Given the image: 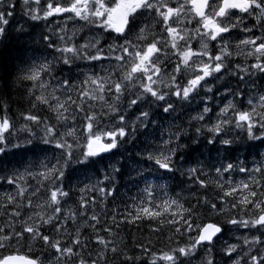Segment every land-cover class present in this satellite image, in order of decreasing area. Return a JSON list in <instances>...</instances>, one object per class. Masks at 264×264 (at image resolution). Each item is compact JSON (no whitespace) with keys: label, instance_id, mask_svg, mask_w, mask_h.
Listing matches in <instances>:
<instances>
[{"label":"snow or ice","instance_id":"1","mask_svg":"<svg viewBox=\"0 0 264 264\" xmlns=\"http://www.w3.org/2000/svg\"><path fill=\"white\" fill-rule=\"evenodd\" d=\"M16 3L0 0V82L5 89L14 82H27L31 108L43 106L55 123L29 111L21 113L24 123L17 127L5 105L0 117V158L31 151L43 154L44 159L35 170L30 164L10 174L7 168H0L4 173L0 183L15 189L0 196V216L7 217L0 227V249L25 242L31 249L42 241L51 250L47 264H110L117 256L124 264H142L145 258L147 264H193L204 249L199 264H216L214 246L227 225L237 232L247 230L251 236L240 233L238 243L222 249L225 264H264V153L259 152L264 147V0H46L43 6L42 0H21L26 19L18 27L11 24ZM53 18L64 23L52 25ZM246 18L255 23L250 27ZM69 21L74 25L71 30ZM40 22L46 31L37 36ZM76 22H81L79 27ZM85 26L101 33L80 37ZM10 27L17 34L20 54L5 60L3 54L13 40ZM257 29L261 35H256ZM237 30L252 35L241 38ZM103 33L113 41L107 48L101 45ZM194 39L199 48L193 46ZM234 57H243L245 64L237 63L235 71H229ZM167 63L173 64L171 72L165 68ZM83 67L90 71L73 77V69ZM58 70L67 74L58 76ZM257 74L261 84L245 99L240 84L247 87L248 78ZM225 75L238 77L237 87L222 85V106L215 119L206 101L203 110L191 117L189 125L192 121L198 124L195 136L181 123L169 122L177 119V102L190 104L201 90L215 95L213 82L223 81ZM251 83L256 85L255 80ZM134 112L139 114L132 119ZM139 135L145 136L143 149L136 152L140 160L132 159L130 153L128 161L136 167L126 172L125 164L114 163L113 157L122 156V148L127 152L125 145ZM201 137L209 154L215 150L219 157L217 163H211L209 156L207 172L203 160L197 167L178 163L179 157L186 160L188 152L197 151ZM241 144L249 155L256 150L257 160L251 168L239 157H235L238 163L232 162ZM237 170L248 178L235 182L232 173ZM76 171L89 181L92 173L96 181L79 188L78 204L66 209L71 191L65 185L70 186L71 173ZM177 173L203 189L214 183L222 193L220 205L205 196L202 204L197 198L189 207L169 196L167 181L174 180ZM125 175L135 186L143 184L145 195L135 198L140 203L117 226L147 219L160 225L151 229L158 232L167 225L172 231L168 239L175 240V247L153 251L148 244H140L139 254L129 255L115 240L100 235V231L113 233L111 226L100 227L97 205L106 208L109 197L116 199L118 180ZM201 175L210 179L202 180ZM29 178L37 181L35 187ZM157 189L167 198L155 202ZM221 205H228L227 219L200 221L198 209L224 216ZM24 209L28 210L26 216ZM117 215L112 216L113 221ZM87 228L92 229L93 237L84 236ZM176 237H186L188 243L181 244ZM0 264L45 261L9 254L0 257Z\"/></svg>","mask_w":264,"mask_h":264},{"label":"trees","instance_id":"2","mask_svg":"<svg viewBox=\"0 0 264 264\" xmlns=\"http://www.w3.org/2000/svg\"><path fill=\"white\" fill-rule=\"evenodd\" d=\"M17 10V17L20 19L19 21H11L12 26H16L18 27L19 24L24 22V16L21 10V6H18V8H16ZM28 23H31V21H29ZM46 31L44 25L39 26V28L36 30V35L38 36L40 31ZM10 33L12 34V46L4 52V59L5 60H9L10 58L15 57L16 55H19L20 52L18 50V44L16 42V33L12 31V28H9ZM83 42V41H82ZM23 43V42H21ZM0 48H3V43H1ZM83 63V62H81ZM63 67V66H62ZM81 69H76L74 68L72 71V75L73 77H76L77 75H79V71ZM67 73H60L59 70L57 72L58 76H62V75H66ZM218 83L222 86L223 84H230L231 87H236L237 83L230 75H226L223 79V81H218ZM235 85V86H234ZM27 90H28V83L27 82H19V83H12L7 89L4 88L3 83L0 82V117H2L5 112H4V108L5 105L7 106V115L8 117L16 124L17 127H19V125L21 123H24V121L22 120L21 117V113H27L29 111H32L33 114H36L38 116H40L41 118H51L52 122L55 123V119L52 116V114L50 112L47 111L46 108H44L43 106H40L36 109H32L31 108V104L28 98V94H27ZM212 93H207L204 94V97H207L209 95H211ZM222 95L221 93L215 92V95L212 94L211 98H208V102H213L215 103V108L213 109V112L211 113V115H215V111L217 112L219 110V107L222 106L221 104V100H222ZM199 102V99L194 101ZM197 110L196 107H193L191 110L187 111L184 113V115L182 114H178L177 112L174 113V116L177 117L176 120H171L169 122L171 123H181L183 125L184 128L188 129L189 134L192 136L196 135V126H198L196 121H192V125H189V120L191 119L192 116L195 115V111ZM138 112H134L131 114V118L135 119V115H138ZM162 114V113H161ZM78 124H82L83 121L82 120H77ZM164 123V126L167 127L168 126V122H162ZM39 129H37V132L39 134ZM233 137H235V134H232ZM158 139V136H157ZM13 142H15V140H13ZM239 142V141H237ZM145 143V136L144 135H139L137 137V140L134 141L133 143H130L128 145H125V147L128 149L127 152L124 151V149L122 148L120 151L122 153L121 155H117L115 157H113V162L115 163L116 161H121L125 164V171L127 172L129 170V168H135L136 165L131 164L128 161V157L129 154L131 153V157L134 160H140V157L136 155V152L138 150H142L143 149V145ZM206 144V140H204L203 137H201V144L199 146H195L197 147V151H193V152H188L187 153V159L185 160L184 157H179L178 158V163H184L185 164V168L187 167H197L198 166V161H205V168L204 170L207 172L209 171L208 168V163H209V156H211V163H217L219 160V157L217 155V152L215 150H212L211 153L209 154V151L207 148L204 147V145ZM235 146V145H234ZM217 147H220L219 145H217ZM241 150L239 152H235L233 153V163H238L239 161H244L249 168H251L254 164V162L257 160V156H256V150H253V154L249 155L247 149L245 148L244 144H241ZM262 151H264V147L259 148V152L262 153ZM224 154L220 153V156L222 157ZM48 157L49 159H51V153H48ZM235 157H239V161L235 159ZM245 157H247L246 161H245ZM3 161V164L0 165V168H7L9 170V174L11 173L12 170H14L17 167H20L21 169L23 168L24 165L30 164L32 165L33 168L37 169L39 168V163L40 160L44 159V155L41 153H36V155H33V152H28L23 156L20 155H8L5 156L3 158H0ZM52 162H55L54 160ZM107 161L104 162V166H107ZM147 163V162H144ZM34 169V170H35ZM0 175H3L4 173L2 171H0ZM133 175H135V172L132 173ZM91 177V180L89 181V179H87L84 175H82L80 172L76 171V172H72L71 173V181H70V186L68 184V182H66L65 188L66 190H70L71 191V196L70 199L68 200V202L64 205V207L67 209L69 206L78 204L79 201V196H80V192H79V188L84 187V185L86 183H95L96 181V176L92 173L88 174ZM227 175V174H226ZM103 176V168H101L100 170V177L102 178ZM211 176L214 177L215 176V172L212 171L211 172ZM232 177L234 179L235 182H240L243 179H247V175L240 173L238 170L232 173ZM200 179L202 180H206L208 181L210 179L209 176L207 175H201ZM29 184H31L33 187H35L37 185V181L33 180L31 178H29L28 180ZM5 183V185H4ZM4 183H0V191L2 186H8L6 184V182ZM168 185H169V193L168 195L171 196L172 198H177L180 199L185 206H191L193 204H196L197 202V198L200 199L201 204L203 203V199L206 196L208 198L209 201H215L218 205H220V196H222V193L219 191V189L216 187V185L214 183H210L209 187L207 189H203L200 187V185L198 183H194L192 181H188L187 176H180L179 173H177L176 177L174 180H169L167 181ZM144 185L140 184L138 187L135 186L134 182L130 181L128 179V176H122L119 178L118 180V195L116 197L115 200L112 199V197L108 198V202L107 205H110L112 207L113 210L111 213V216L108 217V219H112V216L115 213H118V215L116 216V221L112 223L114 224V226L112 227V233L113 234H109L107 233H103V231H100V233H102V237L109 239V240H115L116 244L120 246L121 249L125 250L129 255H133V254H139V245L140 244H148L149 247L152 248L153 251H159L161 249L167 251L170 247H175L176 243L175 240H169L168 237L172 235V231L170 229L169 226L165 225L163 228H161L160 231L158 232H152L151 229L152 228H156V227H160V225L155 222V221H150L147 219H144L142 221H136L135 223H127V222H123V223H119V226H117V223L120 221H125V214L126 213H132L134 212V205H138L140 203L139 199H135L137 196L140 197H144L143 192L141 191V189H143ZM15 189H13L12 191H14ZM6 191V190H5ZM4 191V192H5ZM180 193L179 196H177L176 194ZM89 195H93L92 193H89ZM162 198H167L164 197V194L162 192H160L158 189L156 190V199L155 202H160V200ZM222 207L225 208V215L224 216H220L217 214L212 213L210 210L208 209H198V212L200 213L199 219L202 222H209V221H215V222H222L225 219H227L229 213H227V208L228 205H221ZM115 210V212H114ZM101 206L99 205L97 212L98 214H102L103 212H101ZM24 213L25 216L28 213L27 209H24ZM89 214H91V209H89ZM232 214H236L238 215V213L233 212ZM129 219L131 218L130 216L128 217ZM7 219V217L5 216H0V227L5 226V220ZM69 226L71 227V222L69 221ZM110 226V225H107ZM101 227V225H100ZM102 228V227H101ZM147 228V229H146ZM163 229L167 232L164 233ZM46 233H51L52 236H55L54 232L51 231H46ZM89 233H93L92 229L87 228L84 229V236L85 237H93V234L89 235ZM240 233H243L244 235H248V233L246 231L243 230H239V232H237L236 229H232L231 227H229V229L227 228L225 230L224 233V237L223 240H217L215 243V248L213 251V256L215 258L216 264H225V261L227 260V257L224 256V253L222 251L223 248H225L227 246V243H238L236 237L237 235H239ZM196 233L193 232V235H195ZM161 237V239H159L158 237ZM251 236V235H248ZM63 239H67V238H63ZM83 239V237H82ZM176 239H179L181 244H186L188 243V240L186 237H176ZM149 241H151V245L149 244ZM160 241V242H159ZM154 243V244H153ZM239 243H242V241H239ZM19 245V244H18ZM38 246L42 248L43 247V242L40 241L39 243H35L31 249L29 248L28 243H21L20 244V250L21 252H23V254L26 255H32L36 258H39L40 260H44L45 264H47V260L46 257H50L51 255V250L50 249H45L43 250H39V253H42L41 256H37V252H38ZM34 248V249H33ZM14 253V252H18L17 248L14 249L12 246L8 247V248H4V249H0V255L3 253ZM20 253V252H18ZM109 256H111V253H109ZM110 264H124L123 258L121 256H117L116 259L114 261L110 260ZM142 264H147V258H145V260L142 262Z\"/></svg>","mask_w":264,"mask_h":264},{"label":"bare ground","instance_id":"3","mask_svg":"<svg viewBox=\"0 0 264 264\" xmlns=\"http://www.w3.org/2000/svg\"><path fill=\"white\" fill-rule=\"evenodd\" d=\"M17 6V8H18V6H20V5H16ZM257 86H260V85H257ZM243 91L245 92V99H247V94H249L250 93V90L249 89H243ZM1 174V173H0ZM4 185H5V183H4ZM14 189V187L13 186H2V188H1V191H0V196H2L3 195V193H4V191L6 190V191H12ZM101 209H102V211L101 212H103L102 214H100V215H104V214H106V213H108V212H112L113 210H110L109 211V209H112V207L110 206V205H107V207L106 208H103V207H101ZM114 212H115V210H114ZM114 222V221H113ZM47 234H49V235H51V233L49 232V233H47ZM228 244V243H227ZM14 249H16L17 248V251L18 252H20L21 254H23V252H21V250H20V244L18 245V244H13V246H12ZM118 247H120L119 245H118ZM34 249V248H33ZM39 250H45L44 248H42V246L41 247H39L38 246V252H37V256H41V254L42 253H39ZM204 249H202L200 252H199V254L193 259V264H199V261H200V259L202 258V257H204V254H205V250L203 251ZM24 255H26V254H24Z\"/></svg>","mask_w":264,"mask_h":264},{"label":"flooded vegetation","instance_id":"4","mask_svg":"<svg viewBox=\"0 0 264 264\" xmlns=\"http://www.w3.org/2000/svg\"><path fill=\"white\" fill-rule=\"evenodd\" d=\"M246 19H248V18H246ZM254 22H255V21H254ZM193 27H194V25H193ZM237 32H239V31L237 30ZM256 35H261V32H260L259 29L256 30ZM130 38H131V37H130ZM196 41H197V40H195V39L192 40V44H193V46H196Z\"/></svg>","mask_w":264,"mask_h":264},{"label":"rangeland","instance_id":"5","mask_svg":"<svg viewBox=\"0 0 264 264\" xmlns=\"http://www.w3.org/2000/svg\"><path fill=\"white\" fill-rule=\"evenodd\" d=\"M69 29L71 30L72 28L71 27H69ZM83 64V63H82ZM99 69H97V71H98ZM229 98H231V97H229ZM215 113H216V111H215ZM33 169H35V168H33ZM147 229V228H146ZM163 232L165 233L166 231L163 229ZM247 233H248V235H251V232H248V231H246ZM166 234H167V232H166ZM156 237H158L159 239H161V237H159V236H156ZM162 240V239H161ZM160 242V241H159ZM154 244V243H153ZM151 245V244H150ZM204 251V250H203Z\"/></svg>","mask_w":264,"mask_h":264}]
</instances>
